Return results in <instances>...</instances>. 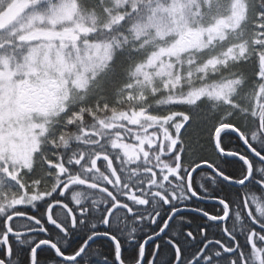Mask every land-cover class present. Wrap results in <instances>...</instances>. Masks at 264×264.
I'll return each instance as SVG.
<instances>
[{
  "label": "snow or ice",
  "instance_id": "obj_1",
  "mask_svg": "<svg viewBox=\"0 0 264 264\" xmlns=\"http://www.w3.org/2000/svg\"><path fill=\"white\" fill-rule=\"evenodd\" d=\"M93 255L264 264V0H0V264Z\"/></svg>",
  "mask_w": 264,
  "mask_h": 264
},
{
  "label": "trees",
  "instance_id": "obj_2",
  "mask_svg": "<svg viewBox=\"0 0 264 264\" xmlns=\"http://www.w3.org/2000/svg\"><path fill=\"white\" fill-rule=\"evenodd\" d=\"M207 115V110L205 108H201L198 111V114L194 117L192 121V126L188 129V133L186 135H190L193 139V141H199L200 143H203L204 139L206 138V133H204L203 129L206 126L205 117ZM234 139V138H233ZM197 180L199 182H203L206 184V186L211 187L209 182L202 177H197ZM201 207H205L206 209L210 208L211 204H201ZM190 219H193L192 227L195 228L197 224L204 223V219L196 216V214H193ZM175 228V225H173ZM95 251H99L101 253H104L105 255H108V248L107 245H96L93 246ZM167 255V253L165 254ZM92 260L96 262V264H99L101 261V256L99 255H93Z\"/></svg>",
  "mask_w": 264,
  "mask_h": 264
},
{
  "label": "bare ground",
  "instance_id": "obj_3",
  "mask_svg": "<svg viewBox=\"0 0 264 264\" xmlns=\"http://www.w3.org/2000/svg\"><path fill=\"white\" fill-rule=\"evenodd\" d=\"M202 204H211V203H202Z\"/></svg>",
  "mask_w": 264,
  "mask_h": 264
},
{
  "label": "water",
  "instance_id": "obj_4",
  "mask_svg": "<svg viewBox=\"0 0 264 264\" xmlns=\"http://www.w3.org/2000/svg\"><path fill=\"white\" fill-rule=\"evenodd\" d=\"M204 203H211V202H204Z\"/></svg>",
  "mask_w": 264,
  "mask_h": 264
}]
</instances>
